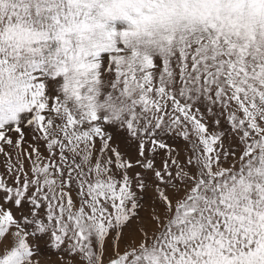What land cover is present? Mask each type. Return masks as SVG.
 <instances>
[{
    "label": "snow or ice",
    "instance_id": "obj_1",
    "mask_svg": "<svg viewBox=\"0 0 264 264\" xmlns=\"http://www.w3.org/2000/svg\"><path fill=\"white\" fill-rule=\"evenodd\" d=\"M45 252L264 264V0H0V264Z\"/></svg>",
    "mask_w": 264,
    "mask_h": 264
},
{
    "label": "rangeland",
    "instance_id": "obj_2",
    "mask_svg": "<svg viewBox=\"0 0 264 264\" xmlns=\"http://www.w3.org/2000/svg\"><path fill=\"white\" fill-rule=\"evenodd\" d=\"M50 257V259H49ZM40 264H53L56 261L57 256L54 252H45L40 258Z\"/></svg>",
    "mask_w": 264,
    "mask_h": 264
}]
</instances>
